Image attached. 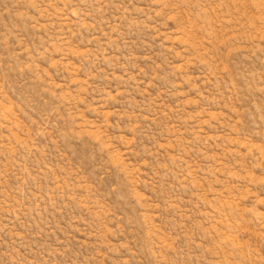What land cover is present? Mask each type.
I'll return each instance as SVG.
<instances>
[{
    "label": "rangeland",
    "instance_id": "374dc122",
    "mask_svg": "<svg viewBox=\"0 0 264 264\" xmlns=\"http://www.w3.org/2000/svg\"><path fill=\"white\" fill-rule=\"evenodd\" d=\"M0 264H264V0H0Z\"/></svg>",
    "mask_w": 264,
    "mask_h": 264
}]
</instances>
